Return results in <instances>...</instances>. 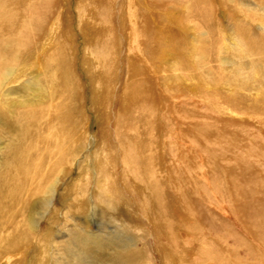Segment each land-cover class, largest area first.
I'll return each mask as SVG.
<instances>
[{"label":"bare ground","instance_id":"obj_1","mask_svg":"<svg viewBox=\"0 0 264 264\" xmlns=\"http://www.w3.org/2000/svg\"><path fill=\"white\" fill-rule=\"evenodd\" d=\"M58 2L59 11L54 9ZM172 2L0 0V34L6 28L0 42L3 46L7 43L4 48L13 45L7 36L16 22L26 21V28L37 31L36 24L40 26L45 17L47 21L53 18L49 32L44 29L46 42L35 50V59H40L45 45H54L42 69L48 63L55 65L45 91L40 88L42 80L33 76L39 65L36 60L22 72L33 76L30 82L9 87L3 96L4 88L17 82L14 77L24 58L19 53L20 61L15 67L17 58L12 56V49L0 54V264H156L157 255H152L144 227L155 230L162 264H229L226 255L215 258L206 250L208 242L211 248L222 252L227 247L222 235L225 231L217 229L216 218L225 220L231 216L226 222L257 231L258 222L252 225L246 217L254 218L259 211L237 206L244 195L246 198L251 194L241 191L242 174L238 176L236 170L230 171L233 174H221L216 170L212 181L205 183L204 177L215 167L206 162L208 156L202 158L201 151L193 150V145H205L203 140L212 131L199 126L202 130L195 129L194 133L188 125L197 117L226 125L242 122L244 135L252 131L248 125L264 127V101L260 100L264 96V0H179L174 5ZM176 3L183 4V14ZM220 10L237 15L228 26H233L232 34L216 19ZM109 11L110 23L106 15ZM211 21L223 32H213L215 38L206 42L201 37L199 22ZM27 32L35 45L37 35ZM109 39L110 54L103 57ZM64 45L70 47L73 61L90 79L88 85V79L81 78L82 96L90 95V99L86 98L92 112L102 106L105 123L113 111L109 106L114 101L116 78L122 77L123 93L128 91V83H136L123 102L129 108L127 112L141 109L146 119V158L140 155L138 142L133 139L134 144L131 143L130 134L135 139L138 134L135 135L137 124L133 117L120 119L122 123L117 122L114 135L107 123L106 141L93 139L88 148L91 114L86 109L77 117L73 99L65 97L69 81L60 67L67 51ZM246 59L252 64L248 73L241 65L236 66ZM216 62L219 69L213 71L211 65ZM256 62H261V71ZM90 84L91 91L87 92ZM226 86L227 97L223 94ZM25 90L31 91L29 100L12 98L15 92ZM157 92L166 95V99ZM167 93L183 100L192 95L198 100L203 97L214 107L224 103L223 98L230 103L233 100L236 111L231 112L229 106L216 111L210 107L205 117L206 113L199 114V103L195 105V114L183 107L179 117L175 113L177 105L167 104L172 100ZM170 114L174 117L171 120ZM225 115L228 122L223 120ZM165 130L166 137L160 135ZM174 139L180 143L178 146L171 143ZM237 139L210 141L215 148L209 146L210 151L215 155L222 150L221 156L232 159L238 151ZM168 143L181 152L168 156ZM219 156L213 158L217 160ZM75 164L78 178L71 182ZM236 168L239 171L240 166ZM225 179L231 188L224 187ZM134 197L148 219L147 222L138 216L144 225L137 224L130 213L132 209L137 216ZM168 203L172 214L167 212ZM205 209L212 217L204 214ZM91 225L101 226V230L91 232ZM194 243L196 248L192 247Z\"/></svg>","mask_w":264,"mask_h":264},{"label":"rangeland","instance_id":"obj_2","mask_svg":"<svg viewBox=\"0 0 264 264\" xmlns=\"http://www.w3.org/2000/svg\"><path fill=\"white\" fill-rule=\"evenodd\" d=\"M173 1L178 2L179 0H173ZM174 2H172L173 5L175 4ZM177 5H178V7H180L179 12L181 14H183V12H184L183 4L178 3ZM60 7H61V5L58 2L55 4L54 9L59 11ZM104 7H106V6H104ZM109 12L110 13H108L106 15L109 16V20H110L109 23H110V22H112V15H111L112 11H109ZM218 12H220V14L217 13L218 16L216 17V19L218 22H221L219 24H221V26L224 28H228V26H230V24H233L232 20L236 21V19L238 18L237 15L233 16L232 13L227 14L226 12H224V10H220ZM226 14L228 15V17H226L227 16ZM62 16H63V13H62ZM76 17H77V14H76ZM50 21H54L53 18ZM50 21L49 20L47 21V19L45 17V22L42 21L40 26H39V24L35 25L36 27H39L37 31H32V29L26 28L25 27L26 21L25 22H22V21L16 22L15 23L16 25H14V29L11 30L9 35L7 36L8 39H10V41H13V45L10 44L11 48L10 47L4 48V46L7 45V43L4 46H3V44H0V54H5L6 50L11 52L10 50L12 49V56L14 55L17 58L15 60V65H14L15 67L17 66L18 62L20 61L19 60V53L23 54V58H24L22 63L19 65V67L17 69V73H19V74L14 77L17 82L11 83V84H9V86L4 88V91H3L4 95L3 96H5V94L7 93V90L9 87H10L9 89H12L13 87H16V88L21 87L24 83L30 82L31 77L36 76V75L38 76V79L42 80L40 83V88L43 91H45V88L49 84V81L52 79V75H54L55 65L53 64V62L48 63L47 65H45V68L42 69V64H43V62H45L44 60L47 56V53L51 50V48L54 45H45L46 50L44 52H40V59H35L37 56V53L35 50L40 49L43 46V44L46 42L47 37L45 35H47V34H45L44 29H46L47 33L49 32V30L53 24V22L51 23ZM43 22H44V24H43ZM62 24H63L62 26H64L63 22H62ZM46 25H47V28H46ZM199 25L202 27V29L200 30L201 31L200 32L201 37L203 39H205L206 42L211 41L212 38L213 39L215 38V35L213 34V32L215 33V31H217V30L223 32V30L218 29V27L216 26V24L213 23V21H211V23H209V24H206L205 22H203V24H201V22H199ZM230 28H232V30H233V26H231ZM230 28L225 29L228 31L227 32L228 34H232V31H230L231 30ZM247 28L250 29V27H247ZM61 29L63 30V28H61ZM5 31H6V28H4L3 34L6 33ZM19 31H21L20 34H19ZM27 31L33 32V33H35V35H37L38 41L35 45L32 44L31 41L34 39L32 37H28L29 33ZM3 34H0V42L2 41L1 36ZM108 41H109L110 45L109 44L107 45L108 49L107 48L103 49V52H102L103 57H107V55L110 54L109 53L110 49H111L110 39ZM79 42L81 44L83 43V41L81 39H79ZM64 46L66 47L67 51L64 53V56H63L64 61H62L60 64V67L64 72L61 69L60 70H61V74H64L65 76H67L66 78L69 81L68 82L69 85H68V89L66 91L65 97L67 99H69V98L73 99L72 102H73L74 114L77 117L81 116V114L84 111H86V109L91 114V118H90L91 120L89 123V125H91V126H89L90 127L89 129H90L91 140H88V144H87V146L89 145L88 148L91 146L90 144H92L94 141H96L98 139L100 142H101V140L106 141L105 140V137H106L105 131H106V127L108 126L107 123L110 124L111 131L114 135L117 133V127H116L117 122H119V124L122 123V121H120V119L125 121L127 119V117H129V118L133 117V119L136 121V124H137L136 128H135V135H136V133H138L137 134L138 137L136 136V139H135L134 135L130 134L131 143H133V139L135 141H137L139 144V147H140V155H142L143 159L146 158L148 154H147V151H146V148L144 145L147 142H149L148 141L149 132L147 131L148 129L144 126L145 124H143L144 120H146V119L141 114L142 113L141 109H139L141 113L136 108H134L133 110H129L127 112V110L129 108H128L127 104L124 105V102H123V100L125 99L124 98L125 94L128 91H130L131 90L130 87L133 88V86L136 83H134V84L132 82L128 83V87H127L128 91H124V93H123L124 88L122 86V77L120 80H118L119 78H116V81L114 84L115 90L113 91V100L114 101L111 99V101H113V102L109 106L112 108L113 111L111 112V116H110L109 121L108 122L106 121V123H105V121H103L104 119L102 118V115L104 116V110L102 109V106H100V105L97 106V108H96L97 112L94 113L91 111L89 103L87 102V100L90 99V95L86 96L89 99H87L86 97L84 98L82 96V92H81V90H82L81 81L82 80H81V78H84L85 80L88 79L87 80L88 85L90 83V79L85 76L82 68L78 65L77 61H75V60L73 61V56L70 53V50H68V48H70V47H68V45H64ZM20 50H21V52H20ZM30 50H33V51H30ZM104 52H105V55H104ZM224 57L225 56H222V58H224ZM36 60H37V62L39 60V65H38V68L36 70H34L35 74L33 76H28L27 73H29V72L22 74V72H24V70L27 68L26 65L31 66V65L35 64ZM106 64H107L106 66H109L108 63H106ZM256 64L259 66L258 71H261L262 70L261 68L263 67L261 65V62H256ZM239 65H241V67L245 69L246 73H248V72H250V70H252V64L249 61V59H246L243 64L240 63L236 66H239ZM211 66L213 68L212 69L213 71H217L219 69V63H217V62L213 63ZM230 66L231 65H229V67ZM78 68H79V71H78ZM107 68H109V67H107ZM107 68H106V70H108ZM27 70L28 69H26V71ZM68 75H69V77H68ZM147 85H151V82H147ZM216 89H219V88H216ZM228 89H229V86H226L224 89L223 94H226V97L228 95V93H227ZM87 90H88L87 92L91 91V84H90V86H88ZM193 93H194V91H193ZM30 94H31V91H29V90H27V91L25 90L24 92H21V93L15 92L14 94H12V98L17 99L16 98V96H17L20 100H26L27 101L30 99ZM157 94H158V96L166 99V95L160 94L159 92H157ZM167 95L172 99L171 101H168L167 104H170V107H171L172 103H173L172 106H174V104L177 105V110L175 111V113L179 117H181V115H182V112L184 110L183 107H187L188 109H190V111L194 110L193 111V113H194L196 111L195 105H197L199 103H200L199 106H201V109L198 108L199 114L202 115V114L206 113L205 117L208 115L209 111H211L210 107L214 111H216L217 108L221 109V108H227V106H229L230 108L233 109L231 112L236 111L234 109L233 100L230 103L225 98H223L224 103H222L218 107H214V106L210 105L209 102L207 100H205V98H203V97L199 98L200 100H198L197 97H194V95H192L191 97L190 96L186 97V98H188L187 100H183V99H181V97H175L174 95H170L169 93H167ZM127 96H128V94H127ZM5 99L6 98H4V100ZM260 100L264 101V96L260 97ZM160 101H161V99L159 98V102ZM161 103L163 104L162 101H161ZM161 103H159V104H161ZM74 105H75V107H74ZM160 106H162V105H160ZM181 106H182V108H181ZM171 109L172 108H170V111H171ZM173 112L174 111L172 110L171 113H173ZM128 114H131V115H128ZM117 115L119 118L117 117ZM170 115H171L170 116V120H171L174 117L172 116V114H170ZM216 115H215V117H216ZM261 116L264 118V113L261 114ZM217 117H219V115H217ZM96 118L98 119L97 121H96ZM227 119H228L227 115H225L223 117V120L228 122L229 120H227ZM174 122H176V121H174ZM100 123H102L104 125H100ZM139 123H141V124H139ZM191 123L192 124H189L188 126L192 127V130H194L193 131L194 133H195V129L198 130L201 128H203L205 130L210 129L212 131V133H210V135L206 136V139L207 138L208 139L203 140L205 145H203V146L201 144L196 145L195 142L193 145V150L198 149V151H201L202 156H203L202 158H205V156H208L209 157L208 160H210V162L208 160L206 162L210 163L211 166H214L216 168V169L212 168V171H210L208 176L204 177L205 178L204 182L206 183L209 180L212 181V179L215 177L214 175L216 174L215 173L216 170H217V173L220 171V172H222L221 174H226V172H227L228 175L233 174L230 172L231 170H233V171L236 170L235 172L238 176H240V174H242L240 184H241V186H243V189H241V191H243V194H246L248 192L252 194V195L250 194V197L246 196V198L244 195L243 199L239 202L240 204H238L237 206L240 207L241 209L244 207H248V206L250 208L252 207L253 210L255 209V210L259 211V214H260V215L258 214L254 218L246 217L247 222L250 223V221H251L253 223L252 225H255V223L258 222L257 231L256 230H249L248 231V230L240 229L239 227L235 226V224L233 225L230 222H226L227 221L226 219H228V218L230 219L231 216H229L228 218L224 217L225 220L222 217L216 218L219 222L217 225L218 227L216 226L217 229L220 231H225V233L222 232V235L225 236L223 238V240L227 244V247H225V249L222 252V250L211 248L210 242H208V243H206V247H207L206 250H209L215 258H218V255L219 256L223 255V258H224L226 255V257H228V259L230 258L229 264H264V131H262V130H264V127H258L256 125H248L247 127L249 129H251L252 131H251V133L245 132V135H244L243 130H242L243 128H241V127H243L245 125H244V123L242 124V122H241V124H238L235 122L236 124L232 123L231 125H226L224 122H222V124H221V123H212V122L210 123L206 119L205 120H200V119L198 120V117H197L196 119L192 118ZM155 125H156V123H155ZM159 126H160V124L157 125V127L155 126V130H156V128L158 129ZM161 126H163V124H161ZM196 127H198V128H196ZM107 130H108V127H107ZM156 131H158V130H156ZM160 133H161L160 135H162V136L164 135L165 137L168 134L166 130H165V132L160 131ZM132 135H133V137H132ZM191 136H194V134L192 133ZM235 136L238 137V139H240V140L237 139L235 142V145L237 146V149H238V151L236 153V157H233L232 159H230V158L227 159L226 157L221 156L223 154L222 153L223 151L219 150L221 152L215 153V155H220L218 157L219 160L218 159L216 160L215 158H213L215 155L213 154V152L210 151V149H211L210 147L214 148V146H213V143H211L210 141H214V140L219 139V138H222V139L224 138V140L234 139V141H235V139H236ZM245 137L247 139H249L250 141L245 139ZM93 139H94V141L92 143H90ZM158 140H160L159 134H158ZM242 140H245V141L249 142L250 144H247L246 142H242ZM170 141H171V143L172 142L175 143L176 140L174 139V141L173 140H170ZM251 142L254 143V145L252 147H251ZM171 143H168L169 144L168 148H166L165 152L167 153V155L170 156L171 153L173 154V153H177V152L179 154V152H181V151H179L178 147H176L175 145H173ZM175 144H177V146H178V144H180V143L177 142ZM80 145L83 146L84 145L83 142H80ZM95 148H96V145H93V148H91L92 151H94ZM215 151H217V150H215ZM87 152H84V154ZM197 154H198V152H197ZM231 155L234 156L235 154L233 155V153H232ZM84 158H85V155L83 157L81 156L80 157L81 161L84 160ZM212 160H214V162ZM171 161L172 160H170V162ZM76 165L77 164H75V166L73 168L74 170L72 173L73 177L70 180L71 182H73L74 179L76 180L78 178V172L76 169ZM238 166H240L239 171H237V168H236ZM152 178L153 177H151L150 179H152ZM224 183H225L224 187L226 189H228L229 185H228V183L226 184V179L224 180ZM229 188H231V186H229ZM87 189H88L87 193L90 194L91 186L89 185L87 187ZM61 194L62 193L60 191L59 197L61 196ZM61 206L64 207L62 204H61ZM133 207H135V209H136L137 216H136L135 212H133V210L131 209L130 213H132V217L136 221H138L137 224L144 225V224H142V219H138V216L145 219V214L142 211L143 208H142L141 204L135 199V197L133 200ZM194 208L197 210L199 207L197 205V206H194ZM196 210H195V212H196ZM171 211H172L171 206L168 203L167 204V212L170 213ZM203 212L208 217L209 216L212 217V214L208 213V211L206 209L203 210ZM171 214H172V212H171ZM197 214H199V213H197ZM244 214L246 215V213H244ZM145 220L148 222V219H145ZM144 223H146V222H144ZM221 225H222V227H220ZM98 230H101V226L91 225V229H90L91 232H97ZM144 230H145L144 232H147L149 234L150 248L152 250L153 257L155 258L153 252L156 253V255H157L156 260H155L156 262L155 261L154 262L156 264H162V258L158 252L157 243L155 240V238H156L155 237V230L152 227H150V230L148 228L144 227ZM197 239H199V238H197ZM151 240H152V242H151ZM207 240H210V237ZM145 241H146V239L144 238V242ZM195 246H196V244L194 243L192 245V247H195ZM143 248H144V246H143ZM221 253H225V254H221Z\"/></svg>","mask_w":264,"mask_h":264}]
</instances>
